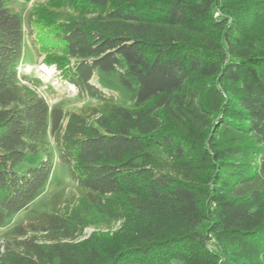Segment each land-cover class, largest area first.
<instances>
[{
  "label": "trees",
  "instance_id": "1",
  "mask_svg": "<svg viewBox=\"0 0 264 264\" xmlns=\"http://www.w3.org/2000/svg\"><path fill=\"white\" fill-rule=\"evenodd\" d=\"M8 1L0 228L53 176L49 138L80 197L66 214L60 194L53 212H30L0 264H264V0L64 1L48 24L70 58L63 78L97 103L80 112L50 108L22 76L24 23ZM29 154L43 159L19 172Z\"/></svg>",
  "mask_w": 264,
  "mask_h": 264
},
{
  "label": "rangeland",
  "instance_id": "2",
  "mask_svg": "<svg viewBox=\"0 0 264 264\" xmlns=\"http://www.w3.org/2000/svg\"><path fill=\"white\" fill-rule=\"evenodd\" d=\"M64 1L66 0H9L7 6L18 13L24 23L27 61L20 72L26 82L37 89L39 94L47 100L50 108L62 104L67 112H80L97 103L80 97L77 88L63 78L61 73L65 74L68 71L70 58L65 53L63 45L54 40L57 29L48 24L52 13H55L57 8H62ZM81 3L80 0L73 2L74 6H79ZM42 9L47 16L45 23L37 18L38 10L41 12ZM31 13L32 19L29 18ZM92 83L103 90H108L120 100L122 105H133L132 94L127 93L118 85L115 75L97 74ZM48 149L53 152L56 159L54 174L29 209L13 216L0 228V250L7 242V233L15 226L25 224L30 212H53L52 201L55 195H62L59 198L61 205L57 212L60 214L68 213V209L72 208L80 197L78 187L71 179L69 170L59 161L58 151L52 138L48 140ZM42 154L38 156L29 154L17 166V170L24 172L36 166L43 159ZM205 226L206 224L202 225L200 231H203ZM92 232L94 228H89L85 234L88 236Z\"/></svg>",
  "mask_w": 264,
  "mask_h": 264
},
{
  "label": "built area",
  "instance_id": "3",
  "mask_svg": "<svg viewBox=\"0 0 264 264\" xmlns=\"http://www.w3.org/2000/svg\"><path fill=\"white\" fill-rule=\"evenodd\" d=\"M3 251V248H2V250H0V253Z\"/></svg>",
  "mask_w": 264,
  "mask_h": 264
}]
</instances>
